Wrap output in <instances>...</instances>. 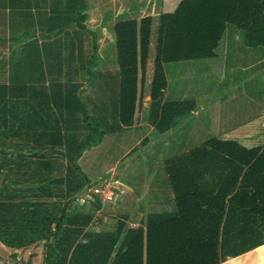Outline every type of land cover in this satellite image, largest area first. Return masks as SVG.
Segmentation results:
<instances>
[{
	"label": "trees",
	"instance_id": "16d2710c",
	"mask_svg": "<svg viewBox=\"0 0 264 264\" xmlns=\"http://www.w3.org/2000/svg\"><path fill=\"white\" fill-rule=\"evenodd\" d=\"M84 3L0 0V25L9 13L12 25H51L43 27L47 36L65 38L53 46L55 61L35 70L16 51L4 58L0 46V71L8 75L0 83V243L16 251L42 245L43 264H221L262 248L264 146L215 138L165 161L175 212L150 215L137 228L123 215L94 229L103 203L92 195L97 187L82 159L103 137L134 126L147 94L154 18L113 26L119 70L102 74ZM231 27L243 31L248 47L264 49V0H182L159 17L149 92L150 124L159 134L196 108L193 100L164 103L165 41L218 42ZM24 72L28 80L18 77ZM35 72L40 79H30ZM35 103L49 104L41 119Z\"/></svg>",
	"mask_w": 264,
	"mask_h": 264
},
{
	"label": "rangeland",
	"instance_id": "374dc122",
	"mask_svg": "<svg viewBox=\"0 0 264 264\" xmlns=\"http://www.w3.org/2000/svg\"><path fill=\"white\" fill-rule=\"evenodd\" d=\"M91 1L95 4L94 9L91 10L94 11L92 17L95 18V20L88 25L89 29H91L92 26H96L97 31L91 30L95 34L100 35L102 43H109L108 46L105 47V54H115L113 41H110V33L108 32L109 26L112 24V17L115 13L113 0ZM118 1V3L115 1V5L118 6L116 8H118L119 12L120 9L122 11V17L119 20H137L136 18H140L141 16H152L154 18L151 36V57L153 59L151 67L154 73L155 50L159 36V17L161 15L155 14L156 10L152 9H150L148 14H142V10H147L145 7L146 3L149 1L151 2V0ZM156 1L158 0H154L153 2L156 3ZM101 19H104V22L101 21ZM102 25L105 26L104 34L101 27ZM0 27L3 29L5 28L8 33V25H0ZM3 29H0V39L1 36H3ZM232 33L236 34L233 35ZM224 36V41L217 53L218 57L215 60L211 58L212 60H207L206 62L201 60L197 61V66L200 69L192 76V80H188L187 82L184 81V73H180L177 67H173L175 65H173L172 58L167 62L168 68L166 73L173 92L177 93L182 88L185 91L189 90L191 93L195 92L196 96H200V101L202 102L209 97L208 102L210 106H213L214 110L212 111H214L217 116H219L221 105L224 104L226 105L225 114L231 115V118H235V120H228L225 118L223 120L225 123L223 126L217 127V124L216 126L212 125V132L208 127L194 126L188 133L187 128L189 127L184 124L178 127V129H182V131L185 132V135L181 137L178 142H176L175 139L172 142L168 135L159 134L156 131L150 133L147 130H132L131 132H128L130 131L128 130L127 133L125 132V134L121 135V138H118L115 142L111 141L113 139L112 137L115 135H107L105 138L108 139L102 140L101 144L97 147H93L86 151L82 159L84 167L82 165L81 167L88 175L93 186L101 188L103 184H101L100 181H105L107 187L118 189V186H115L116 183L113 182V180H118L120 186L122 185L123 187V189L120 188L118 191L120 200L116 201L114 204H103L102 210H104V212L101 211L97 213L98 216L93 223L95 230L113 225L114 219H116L114 212L118 211L121 214L128 215L131 223L130 226L134 228L142 224L143 218L146 217L150 210L151 212L163 210L174 211L175 204L172 199L173 192L166 178L164 160L171 156L175 149L181 153L191 150L202 145L208 139L212 138V136H216V133L228 130L230 127L232 128L237 121L241 119L242 121H247L248 116L246 111L245 109L243 112L238 110L239 105L247 107V104L255 103V107L251 105V112H249V114H251V119H254V116L259 113V98L261 95H264V69L260 71H243L240 66L243 57H230L223 62L220 56L225 50V44L227 45V43H230V45L233 46L230 47V49L235 50L236 53H239L243 49H248L244 44L245 41L242 30L231 27ZM228 39H230L229 42H227ZM239 39L240 41H237ZM171 50H174L175 55L180 56L184 62L189 58V55H183V50H181L178 45H175V47L167 45V54H172ZM116 65L118 64H116L114 55L111 59L109 58L107 62L101 64L102 68L99 65L98 71L112 70ZM116 68L118 67H115V69ZM236 96L241 98L236 100L233 98ZM148 97L150 98L149 92H147L145 96L146 102L150 101ZM229 97L231 98L229 99ZM222 100L226 101L223 102ZM247 109L249 111L248 107ZM235 113L241 114V117L240 115L238 117L233 116ZM216 127L217 130L215 131ZM256 128L259 129V127ZM144 136L149 137L150 141L147 144L141 143ZM114 143L119 149L115 147ZM168 143L170 145H168ZM132 146H137V149L132 153V157L121 158L120 155H122L124 150ZM154 176H156V179ZM156 187L164 191L160 192L164 206L150 208L149 203L152 196L149 191H153ZM88 198L94 200L92 195ZM32 254H37V257L33 258V264H43L44 249L42 245L31 246L27 249L16 251L0 243V264H23V261H27ZM256 254L257 253H255V255ZM244 260L249 261L248 258H244ZM261 261L262 264H264V250L261 253ZM226 264H242V260L239 259Z\"/></svg>",
	"mask_w": 264,
	"mask_h": 264
},
{
	"label": "crops",
	"instance_id": "0c3cea01",
	"mask_svg": "<svg viewBox=\"0 0 264 264\" xmlns=\"http://www.w3.org/2000/svg\"><path fill=\"white\" fill-rule=\"evenodd\" d=\"M115 1H116V3L119 2L118 0H113L115 13L112 17V21H111L112 24L109 26V30H108V32L110 33L109 34L110 41H113L112 43H113L114 48H115V42H114V35H113V26L116 23L122 21V20H119L122 17V13H121L122 11L120 9V12H119L118 8H116L118 6L115 5ZM153 1L154 0H151V2L149 1L146 3L145 7L147 8V10H142V14H148L150 9L156 10L155 14H158V15L173 13L182 0H158V1H156V3H154ZM84 2H85L84 8L86 9V13L88 14V19L86 22L87 26H88V25H90V23H92L95 20V18L92 17V13L94 11H91L94 9L95 4L91 0H84ZM33 11L35 12V9ZM152 13H153V11H152ZM124 15H126V14H124ZM6 17H7L8 21L4 25L9 26L8 33H7L5 28L3 29L0 27V29H3V36H1V42L2 43H0V46L2 47L1 48V52H3L2 54L5 55L4 58H6V56H7L8 60H9L11 57V52L16 51L17 61L19 63L27 62L28 64H32L34 66L33 70L36 69V65L41 61H43V62L55 61L56 50L53 46L58 45L57 42L59 41V39L65 40V38H63V36L60 32L53 33L51 36H47V32H46V30L43 29V27L46 29L49 26L51 27V25H48V26L37 25V24H35V25H19L20 19H19L18 25H12L9 13L6 14ZM143 17L144 16H141L140 18H136V19L141 20ZM126 20H128V19H126ZM101 21L104 22V19H101ZM101 27H102L103 34H104L105 26L102 25ZM91 29L97 31L96 26H92ZM228 30H229V28L226 30V32ZM235 34H233V35H235ZM224 38H225V36H223V38L221 40H219L218 42H216V41H201V40H166L164 43V50L165 51H164V55H163V65H164L166 78H167L166 70L168 68L167 62L169 60H171V58H172L173 59V65H175L173 67H177V69H179L180 73H184L183 74L184 75L183 79H185L184 81L187 82L188 80H192L191 79L192 76H194L196 74V72L200 69V68H198V66H197L198 64L196 62L200 61V60L205 61V62L207 60L210 61V60H212L211 58H213V60H215L218 57L217 53L219 52V49H220V47L224 41ZM74 39H75V36H74ZM235 39H233V40H235ZM101 41L102 40H100V35L96 34L99 65L102 68L101 64L107 62L109 60V58L111 59L115 55V59H116V52H115V54H111V53L105 54V47L108 46L109 43L106 44V42L102 43ZM229 41H230V39L227 40V42H229ZM237 41H240V39ZM89 43L90 42H89V39L87 36V38H85V46L87 48L89 46ZM167 43H169V44H167ZM244 44L246 45L245 42H244ZM167 45H172L174 47H175V45H178V47L181 50H183V55H185V54L189 55V58L187 59V61L184 62L180 56L175 55L174 50H171L172 54H167ZM230 47H233L230 45V43L229 44L227 43V45L225 44V50H224V52H222V54L220 56V58L223 62H225L230 57H239V58L243 57L242 62H240L241 63L240 66L242 67L243 71H246V70L260 71V70L264 69V49H262V48H250L246 45V47L248 48L247 50L243 49L239 53H236L235 50L230 49ZM52 49H53V53H52ZM232 55H235V56H232ZM151 56H152V45H151V49H150V59L148 62V67H147V80H148L147 92H150V84L152 82L153 75H154V73L152 72V67H151V64L153 61ZM116 64H118V62H116ZM115 67H118V65L114 66V69H112V70H102V71H99L98 73L112 74L113 75L116 72H118V70H119V68L115 69ZM29 75H31L30 79L31 78L35 79L36 77H38L37 79L41 78L40 75L37 76L36 72H35V74L29 73ZM7 77H8V75H6L5 72L0 71V83L8 84V81L6 79ZM18 77L21 80H22V78L24 80H28V79H26L27 78L26 72H24L23 74L19 73ZM45 77L47 79L46 84L48 86L49 85V77H51L50 72L48 75H45ZM186 77H188V78H186ZM261 96L259 98L260 110H259V113L254 116L255 117L254 119H251V114H249V112H251V105H253L255 107V103H249V102H248L249 104L246 103L247 107L249 108V111H248L247 107L245 106L246 104L243 105L245 107H242L241 105H239L238 110L243 112L245 109L246 114L248 116V120L242 121V119H241L240 121H237L235 123V126H233L232 128L230 127V129H228V130H223L220 133H216L215 134L216 136H214V137L212 136V138H210V139L215 138V139H219V140L237 141L242 146L247 147V148H255V147L264 146V95L262 97ZM208 98L209 97H207V100L202 102V101H200V96H196L195 92L191 93L189 90L185 91L183 88L181 90H179L177 93H175L171 90V83L168 81V78H167V89L165 91L164 103H177V102H184V101L193 100L196 104V108L190 114L183 116V117H179L177 120L176 127L173 130H171V131H169L163 135H168L169 138L172 140V142L174 141V139L176 142H178L180 140V138L185 135V132L182 131V129H178V127H180L184 124L187 127H189V128H187V131L189 133V131L194 126L195 127H197V126L208 127V129L211 131L212 125L216 126V124H217V127L223 126L225 124L223 122V120L225 118H227L228 120H235V118H231V115L225 114V106L226 105H224V104L221 105V109L219 108L220 112H219V116H217V114L214 111H212V110H214V108H213V106H210V104L208 102ZM230 98L231 97H229V99ZM233 98L238 100L241 97L236 96ZM222 101L225 102L226 100H222ZM36 105H40V106H36ZM48 105H49L48 103H42V104L35 103L34 106L38 109V111H41L40 115L37 116V119L43 118L44 114L42 111H43V109L47 108ZM50 105H51L50 109L53 108L54 104H50ZM137 115L138 116H136L134 126H132L130 128L123 129L120 132H116V133L112 134V135H115L114 137H112L113 138L111 140L112 142H115V140H118V138H121V135H124L125 132L127 133L128 130H130L128 132H131L132 130H135V131L147 130L150 133L156 131V129L150 124V118H149L150 117V101L146 102V99H145V101L143 103L142 110ZM239 115L241 117V114H238V113L233 114V116H235V117H238ZM217 117H218V122H217ZM32 123L34 124L35 127H38L37 125H39V124L41 126V124H42V122L40 120H34ZM217 127H216L215 131L217 130ZM256 127H259V129H257ZM182 133H184V134H182ZM105 137H103L102 140L108 139ZM221 137H225V138H221ZM149 141H150L149 137L144 136L141 140V143L147 144ZM101 142H100V144H101ZM168 145H170V144L168 143ZM115 147H116V144H115ZM116 148L119 149V147H116ZM136 149H137V146H132V147L124 150L122 155H120L121 158L132 157V153H134V151ZM180 153L181 152H179L178 150L175 149V150H173L172 155L169 156L166 160H168L169 158L178 156V155H180ZM166 160H164V163ZM81 165L84 167V164L81 163ZM84 174H86V173L84 172ZM155 177L156 176H154V178ZM113 182L116 183L115 186H118V188L123 189L122 185L120 186L118 180H113ZM105 183L106 182L104 181V184ZM161 191L162 190L157 188V187L153 191H149L151 193V196H152L151 201L149 203L150 208L158 207V206H161V207L164 206L163 201H162L163 198H162V195L160 194ZM162 192H164V191H162ZM172 199L174 201V196L172 197ZM175 210H176V208L174 209V211L163 210V211H159V212H151V210H150L149 213H147L146 217H144L143 219L149 218V216L153 215V214L173 213V212H175ZM114 213H115L116 218L124 217L127 215V214H121V213H119V211L114 212ZM263 250H264V246L262 248L259 247L253 251H250V252H248V253L240 256V257L228 258L225 262H223L221 264H226V263H229L231 261H235V260H239V259L242 260V264H262L261 253ZM255 253H257V254L255 255ZM244 258H248L249 261L244 260Z\"/></svg>",
	"mask_w": 264,
	"mask_h": 264
},
{
	"label": "built area",
	"instance_id": "2783aa9c",
	"mask_svg": "<svg viewBox=\"0 0 264 264\" xmlns=\"http://www.w3.org/2000/svg\"><path fill=\"white\" fill-rule=\"evenodd\" d=\"M106 183L101 188H95L92 191V195H98L101 203L103 204H114L119 200L120 195L118 194V189H113L111 187H107ZM138 227V226H137Z\"/></svg>",
	"mask_w": 264,
	"mask_h": 264
},
{
	"label": "water",
	"instance_id": "95a60500",
	"mask_svg": "<svg viewBox=\"0 0 264 264\" xmlns=\"http://www.w3.org/2000/svg\"><path fill=\"white\" fill-rule=\"evenodd\" d=\"M34 257H37V254L30 255V257L27 261H23V264H33V258Z\"/></svg>",
	"mask_w": 264,
	"mask_h": 264
}]
</instances>
